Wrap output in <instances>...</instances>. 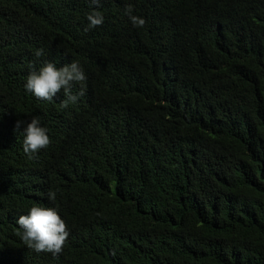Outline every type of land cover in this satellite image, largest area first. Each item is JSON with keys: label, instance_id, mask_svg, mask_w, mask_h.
Segmentation results:
<instances>
[{"label": "trees", "instance_id": "1", "mask_svg": "<svg viewBox=\"0 0 264 264\" xmlns=\"http://www.w3.org/2000/svg\"><path fill=\"white\" fill-rule=\"evenodd\" d=\"M73 61L67 109L25 90ZM34 205L66 222L58 257L18 235ZM0 264H264V0H0Z\"/></svg>", "mask_w": 264, "mask_h": 264}, {"label": "clouds", "instance_id": "2", "mask_svg": "<svg viewBox=\"0 0 264 264\" xmlns=\"http://www.w3.org/2000/svg\"><path fill=\"white\" fill-rule=\"evenodd\" d=\"M90 4L98 9L101 0H90ZM130 22L134 27L143 28L146 20L140 16L133 15V6L128 4L125 8ZM88 26L85 31L101 26L104 16L99 10H93L87 14ZM37 58L45 55L44 50L37 49L34 53ZM86 75L78 62L73 61L68 65L57 67L52 62H45L38 71H32L26 77L24 88L36 98L52 101L54 97L63 90L65 99L61 102V109H67L69 104H75L80 96L85 94L84 82ZM80 84L81 90L73 95V85ZM23 125L24 141L23 152L29 159L36 158L40 150L47 149L50 145V137L47 127L41 126V119L33 117L30 122L18 120L16 127ZM48 198L56 199L54 191L48 192ZM19 229L18 235L27 247L37 254L51 253L58 257L63 252L64 245L70 235L66 222L61 218L55 208L32 206L27 215H20L16 221Z\"/></svg>", "mask_w": 264, "mask_h": 264}]
</instances>
